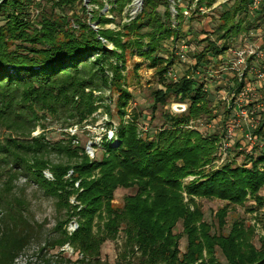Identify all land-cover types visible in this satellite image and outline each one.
<instances>
[{
  "label": "trees",
  "instance_id": "16d2710c",
  "mask_svg": "<svg viewBox=\"0 0 264 264\" xmlns=\"http://www.w3.org/2000/svg\"><path fill=\"white\" fill-rule=\"evenodd\" d=\"M47 2L50 9L43 11L45 5L33 0H0V126L15 132L24 124L33 128L29 125L34 120L28 114L35 116L36 110L52 105L83 118L94 110L92 92L106 90L117 95L118 143L104 138L102 158H90L84 147L69 139L51 144L43 135L29 138L20 132L0 141V264H15L32 242L38 248L27 264H132L127 256L137 254L138 264H264V239L260 237L256 246L253 229L235 220L227 234L211 233L198 207L191 212L182 203L181 191L190 198L225 202L216 214L219 230L225 227L229 205L243 206L252 200L254 209H260L264 206L260 195L264 189V146L239 153L242 163L229 157L216 166L215 154L224 137L204 136L185 128L192 119H214L216 115L204 83L186 76L167 81L174 55H168L163 43L180 38L171 28L167 0H144L142 13L121 31L101 29L98 33L71 12L82 0ZM130 2L108 0L119 15ZM214 2L199 0V5L209 7ZM252 2L235 0L223 9L213 33L215 40L206 39L202 51L193 54L190 74L206 68L211 57L217 59L231 49L230 41L254 28L256 19L248 21L246 15ZM33 5L38 6V13L32 19ZM96 20L101 26L108 21L98 16ZM108 44L113 49L109 50ZM127 55H137L157 70L163 89L152 92L151 112L164 107L171 96L176 103L187 105L184 113H165V123L154 135L138 137L136 118L122 123L133 98L122 87L126 86L122 72ZM217 61L212 62V68L218 66ZM244 79L235 77L230 90L240 94ZM263 133L264 115L253 130L255 136ZM47 153L68 161L54 164L44 157ZM45 170L53 180L44 177ZM21 176L65 210L66 218L59 221L53 235L42 237L25 215L26 200L12 193L13 180ZM188 176L195 180L182 187L181 180ZM118 189H135L121 207L112 204ZM71 196L77 205L69 202ZM73 219L78 227L70 233L66 226ZM180 221L182 232L177 235L174 228ZM120 231L124 234L121 255L114 263L102 260V245L115 241ZM182 237L187 243L184 253L179 248ZM65 245L82 258H67L62 250ZM217 251L224 262L218 261Z\"/></svg>",
  "mask_w": 264,
  "mask_h": 264
},
{
  "label": "rangeland",
  "instance_id": "374dc122",
  "mask_svg": "<svg viewBox=\"0 0 264 264\" xmlns=\"http://www.w3.org/2000/svg\"><path fill=\"white\" fill-rule=\"evenodd\" d=\"M33 1L34 4L45 5V7L41 8L43 11L50 9L48 0ZM97 1L98 3H95L94 0H82L81 5L77 6L75 11H71L81 21H86L87 25L96 33L101 29H108L114 32L121 31L122 26L141 14L144 7V0H131L119 15L112 11L113 8L108 3V0ZM234 1L215 0L212 6L204 7L199 5V0H167L171 13V28L176 30L177 38H180H174L173 41L170 39L169 44L163 43V49L167 51L168 55H174V64L169 70L167 81L176 82L186 76L187 78L191 77V79L195 78L198 83H204V90L208 93L212 113L216 115L214 119H206L205 117L192 119L185 128L197 131L204 136L218 134L224 137L228 132L229 121H237L239 126L231 129V146L226 151L225 157H230V159L236 160L237 163H242L243 155L239 153L246 154L247 147L244 134L248 129L252 128L251 126H253L254 130L264 115V78L258 79L256 77V73L261 67H256L257 72L245 71L247 75L243 80L245 89L241 94L233 93L230 89L235 83V77L238 81L243 79L240 78L243 71H239L234 66V51L246 47V49H253L255 53H264V0H253L248 8L247 20L256 19L253 21L254 28L248 32H242L238 37L234 38L235 40L230 41L231 49L217 59L211 57V64H208L206 68H202L198 72L192 71L193 74H190L194 65L193 54L202 51L206 46V39L215 40L216 36L213 33L220 24L219 16L223 9L231 6ZM37 10L38 6L33 5L31 9L32 19L37 15ZM159 10L162 11L161 8ZM97 16L108 20L104 26L99 25L96 20ZM107 48L111 50L113 45L108 44ZM164 57H166L165 54ZM257 60L259 61L256 63L258 66L264 64L260 63L261 59L253 55L252 58L251 56L247 58V66L251 67ZM215 61H217L218 66L212 68V62L215 63ZM125 66L122 74L124 75L123 83L126 86L122 87L127 88L133 98L125 108L127 115L121 119L122 123L133 122L136 118L138 137H143L146 134L154 135L165 123L163 115L168 112L171 113L170 105L176 103L174 96L168 98L164 107H158L155 113L151 112L153 105L152 92L163 89V86L158 81L157 70L150 68L148 62L137 55H127ZM92 95L95 98L94 110L87 116L82 118L80 114H75L72 110L67 111L56 105H52L50 109L39 106L42 109L36 110L35 116L32 112L28 114L34 120L29 125H34L33 128L28 129L24 124L19 132H15V130L9 131L4 126H0V141L20 132L27 137L29 136V138L43 135L46 142L51 144L69 139L73 145L84 147L85 151L87 147L92 146V152H94L95 156L102 158V155H104L102 153L104 138L110 141V137L114 139L117 135L118 122L120 120L116 106L117 95L106 90L101 92L94 91ZM75 101H77V98ZM229 109H231V112L227 115L226 111H229ZM242 111L246 115L245 117L240 116ZM152 116L154 117L153 120H151ZM108 122L111 123L110 126H107ZM255 137L258 141L263 142L264 146V133ZM112 141L114 145L118 143L117 139ZM224 142L228 143L229 140L225 141L224 139ZM44 157L54 164L68 161L65 157L55 153H47ZM43 174L46 179L53 180L48 170H45ZM188 177L181 180L182 187L192 181ZM193 180H195L194 177ZM75 187H77V184H75ZM11 188L13 189L12 193L26 200L28 211L25 212V215L41 232L42 237L53 235L52 231L60 223L59 221H63L66 218L65 210L57 205L54 198L46 196L34 182L27 181L23 176L15 177ZM134 194L135 189H118L114 193L112 204L115 207H121L124 198ZM260 195L264 197V189ZM181 196L182 203L191 212L196 209V206L198 207L203 215L202 222L211 226V233L222 232L227 234L232 223L238 220L246 227L254 230L255 238L253 242L256 246L259 245L258 239L260 237L264 239V206L257 210L254 209L255 201L249 200L243 206L229 205L225 227L223 230H219L216 214L220 209L224 208L225 202L218 199L190 198L184 191H181ZM69 202L72 205L78 204V202H75L74 196L70 197ZM77 227L78 223L73 219L66 226V230L73 233ZM181 232L182 221L178 222L174 228L175 234L178 235ZM123 242L124 234L120 231L115 241H108L102 245L100 251L101 259L114 263L123 251ZM186 244V238L182 237L179 242V248L182 253L185 252ZM37 248L38 244L32 242L27 250L18 257L15 264H27V261L37 252ZM62 250L64 255L72 261L82 258V255L78 256L79 254L70 245H65ZM127 257L128 259L130 258L129 260L132 264H138V254L134 258L130 255ZM216 257L218 261L224 262V258L219 251L216 252ZM204 258H206L205 254Z\"/></svg>",
  "mask_w": 264,
  "mask_h": 264
},
{
  "label": "built area",
  "instance_id": "2783aa9c",
  "mask_svg": "<svg viewBox=\"0 0 264 264\" xmlns=\"http://www.w3.org/2000/svg\"><path fill=\"white\" fill-rule=\"evenodd\" d=\"M253 55H255V56H257L258 57V59H261V60H263L264 59V53H262V52H259V53H255V51L253 50V49H250V48H248V49H246V47L245 48H243V49H238V50H235L234 51V66H235V68H237L239 71L240 70H242L243 71V73L241 74L242 75V77H240V78H244V76L246 77L247 75H246V72L245 71H249V72H252V71H256L257 72V70H256V66L253 64L251 67H248L247 66V58L248 57H250L251 56V58H252V56ZM260 67V66H259ZM256 77L258 78V79H262V78H264V65L258 70V72L256 73ZM244 89H245V87H244ZM243 89V90H244ZM243 92V91H242ZM241 92V93H242ZM240 93V94H241ZM240 116H242V117H245L246 115L243 113V111L242 112H240ZM230 122V125H228V127H227V134L224 136V138H223V141H224V139H225V141H228L229 140V142L228 143H226V142H224L223 143V141H221L220 142V145H219V153L218 154H216V160H215V164H216V166H219V165H221L223 162H225V160L228 158H226L225 156H226V151L229 149V147L231 146V143H230V140H231V129L233 128V127H238L239 126V124H238V122L237 121H229ZM229 126H230V128H229ZM252 128H250V129H248L246 132H245V134H244V139H245V141H246V143H247V147H246V153H249L250 151H252L255 147H262L263 146V142H260V141H258V139L253 135V133H252V130H253V126H251ZM113 136V135H112ZM116 139L117 138H114V139H112L111 137H110V141H112V140H114V141H116ZM92 146H90V147H87V149H86V153L89 155V157L90 158H94V156H95V154H94V152H92V148H91ZM189 178V177H188ZM190 180H193V177H190L189 178Z\"/></svg>",
  "mask_w": 264,
  "mask_h": 264
},
{
  "label": "water",
  "instance_id": "95a60500",
  "mask_svg": "<svg viewBox=\"0 0 264 264\" xmlns=\"http://www.w3.org/2000/svg\"><path fill=\"white\" fill-rule=\"evenodd\" d=\"M171 113L173 114H181L184 113L187 109L186 104L174 103L170 105Z\"/></svg>",
  "mask_w": 264,
  "mask_h": 264
},
{
  "label": "crops",
  "instance_id": "0c3cea01",
  "mask_svg": "<svg viewBox=\"0 0 264 264\" xmlns=\"http://www.w3.org/2000/svg\"><path fill=\"white\" fill-rule=\"evenodd\" d=\"M262 61H263V62H262ZM262 61L260 60V63L263 64V63H264V59H263ZM258 62H259V61L257 60V62H254L253 64H254L256 67H258V68H260V67H262V66L264 65V64H263V65L261 66V64L259 63V64H260V67H259V66L256 64V63H258Z\"/></svg>",
  "mask_w": 264,
  "mask_h": 264
}]
</instances>
